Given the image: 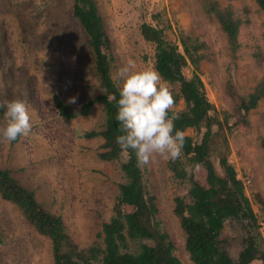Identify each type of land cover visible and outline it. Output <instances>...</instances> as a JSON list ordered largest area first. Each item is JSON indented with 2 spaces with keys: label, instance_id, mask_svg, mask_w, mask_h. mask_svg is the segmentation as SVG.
Listing matches in <instances>:
<instances>
[{
  "label": "rangeland",
  "instance_id": "1",
  "mask_svg": "<svg viewBox=\"0 0 264 264\" xmlns=\"http://www.w3.org/2000/svg\"><path fill=\"white\" fill-rule=\"evenodd\" d=\"M95 3L110 38L111 77L119 89L123 82L117 72L128 59L136 62L137 70L155 69L156 46L143 38L144 24L161 30L165 41L181 50V39L200 47L198 68L189 65L184 75L190 79L196 74L204 83L214 106L211 116L223 126L222 136L214 139L215 158L227 157L234 166L243 182L244 205L252 212L228 219L219 240L235 263L251 248L264 255V99L247 116L236 117L235 96L229 92L245 99L264 82V12L257 1ZM212 6L231 10L242 22L237 47L209 11ZM73 11L74 0H0V100H25L34 113L27 136L15 142L0 139V168L33 192L44 210L59 216L72 241L87 249L96 242L102 245L103 225L117 216L126 178L119 162L99 157L107 124L104 106L94 104L88 115L79 110L103 91L89 37ZM55 97L78 108V116L71 120L60 116ZM72 97L76 103L69 104ZM184 109L180 100L172 111ZM5 111L0 109V127L6 123ZM237 120H247L248 125L233 126ZM185 136L194 141L200 137L194 129H187ZM170 161L156 155L140 168L148 197L154 198V222L173 245L174 256L182 264H193L176 208L193 205L194 193L208 187L207 171L203 166L185 167L186 176L179 178ZM131 210L123 208L124 213ZM140 245L128 240V250L123 251H138ZM101 258L93 264H100ZM0 264H54L51 241L38 235L17 206L1 197Z\"/></svg>",
  "mask_w": 264,
  "mask_h": 264
},
{
  "label": "trees",
  "instance_id": "2",
  "mask_svg": "<svg viewBox=\"0 0 264 264\" xmlns=\"http://www.w3.org/2000/svg\"><path fill=\"white\" fill-rule=\"evenodd\" d=\"M264 12V0H256ZM215 16L226 34L230 44L237 47L241 21L231 10H221L215 6L209 10ZM74 17L79 21L89 37V45L95 58V67L103 94L80 107V113L88 115L94 104L101 103L106 111V130L102 133L103 152L99 157L106 162H119L126 178L120 186V196L116 206L117 216L105 223L100 234L102 245L94 243L90 248L80 249L66 232L62 219L43 209L35 194L29 191L10 171L0 168V197L20 210L22 216L35 232L51 241L54 264H93L101 258L100 264H182L173 254V245L166 240L154 222L156 214L153 197H148L143 180V172L138 165L135 151L125 153L116 143L119 123L116 120L120 89L111 77L110 60L107 50L110 38L105 30L95 0H74ZM143 38L156 46L155 70L170 86H178L173 93L175 105L183 100L185 109L176 113L175 130L194 129L199 134L198 141L186 137L183 154L170 161V169L179 178H184L185 167L202 165L207 171L208 187L194 193L191 206H178L176 214L186 233L185 247L193 264H251L264 262V255L258 250L244 252L242 259L233 262L228 251L222 246L219 237L228 219L240 215L251 216L243 202V182L237 178V172L227 157L215 158L214 139L222 136L223 126L211 116L213 104L208 100L204 83L198 75L187 79L184 70L192 65L198 68L202 56L200 47L193 46L188 40L181 39L182 50L177 45L165 41L161 30L144 24L141 29ZM235 96V115L247 116L264 99V82L247 98ZM115 96V100L109 99ZM60 116L71 120L78 116L77 109L55 97ZM173 111L169 112V116ZM264 121V113L262 114ZM242 123V124H239ZM248 125L247 120H237L233 126ZM18 140V139H17ZM16 140V141H17ZM15 142V141H13ZM264 146V143H263ZM131 207L129 213L123 208ZM206 236V237H205ZM128 240L140 241L138 251L128 250ZM150 243V244H149Z\"/></svg>",
  "mask_w": 264,
  "mask_h": 264
},
{
  "label": "clouds",
  "instance_id": "3",
  "mask_svg": "<svg viewBox=\"0 0 264 264\" xmlns=\"http://www.w3.org/2000/svg\"><path fill=\"white\" fill-rule=\"evenodd\" d=\"M117 76L123 83L116 115L122 134L116 137V143L125 153L129 149L135 151L138 164L143 166L149 165L156 155L165 160L180 158L186 137L184 131L175 130L176 113L169 116L175 105L169 83L155 69L137 70L133 59H128L118 69ZM109 99L115 100V96ZM76 100L72 97L68 103L74 104ZM0 109H6V123L0 127V139L12 142L31 132L34 113L27 101L0 100ZM201 167L194 165L196 170ZM253 264L257 262L253 261Z\"/></svg>",
  "mask_w": 264,
  "mask_h": 264
}]
</instances>
